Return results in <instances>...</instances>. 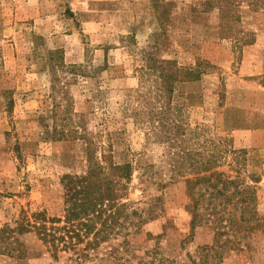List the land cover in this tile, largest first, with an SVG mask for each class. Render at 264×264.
<instances>
[{"label": "rangeland", "instance_id": "374dc122", "mask_svg": "<svg viewBox=\"0 0 264 264\" xmlns=\"http://www.w3.org/2000/svg\"><path fill=\"white\" fill-rule=\"evenodd\" d=\"M260 1L0 0V226H14L21 210L63 219L61 175L86 166L83 141L49 139L45 125L51 119H40L53 108L49 96L52 77H57L58 88L64 87L60 80L70 82L64 97L76 112L86 114L87 128L108 132L114 160L131 163L123 201L139 208L154 206L152 218L133 237L134 258L143 257L157 242L176 264L197 260L196 246L211 242L214 230L198 227L192 240L181 244L190 233L191 219L184 182L179 177L162 184L169 178L166 146L148 137L132 116L139 108L137 93L154 90L159 83L149 67L162 59H174L179 66L208 62L199 79L178 84L172 94L185 127L181 142L196 148L201 145L195 142L226 144L217 170L231 178L239 174L250 184V176L258 177L257 209L263 217ZM61 60L80 66L84 75H64L59 69L54 74L52 66ZM140 67L148 74L140 76ZM123 233L121 228L115 239L101 244L96 258L84 262H73L72 250L54 259L34 233H27L21 236L26 255H0V264H113L106 255ZM221 255L220 264H264V229L246 230L240 248L227 246Z\"/></svg>", "mask_w": 264, "mask_h": 264}, {"label": "trees", "instance_id": "16d2710c", "mask_svg": "<svg viewBox=\"0 0 264 264\" xmlns=\"http://www.w3.org/2000/svg\"><path fill=\"white\" fill-rule=\"evenodd\" d=\"M260 2L264 4V1ZM153 64L149 67L152 68L149 74H153L159 83L154 90L137 93L139 108L132 112V116L145 129L148 137L166 146L165 163L169 178L164 183L161 181L162 184L165 186L179 177L184 182L190 200L186 209L191 219L190 233L181 240V244L184 246L192 240L198 227L211 226L214 230L211 242L196 246L197 260L193 258L191 263L220 264L222 250L227 246L239 249L246 230L264 229V216L257 209L255 183L258 177L250 176L254 183L250 184L239 174L231 178L223 170H217L227 149L224 143L195 142L201 145L196 148L190 146L192 143L181 142L185 127L180 107L172 102V94L178 84L199 79L205 68L203 64L208 62L197 61L194 65L179 66L174 59H162ZM52 67L54 74L59 69L64 75H84L80 66L66 65L63 60L54 62ZM138 70L142 77L148 74L141 67ZM56 81L59 79L52 77L49 97L53 108L49 115L45 114L40 119H51L50 125H45L49 139L83 141L86 166L79 173L61 175L63 219L49 217L44 211L28 215L21 210L14 226H0V255L24 257L27 251L21 236L34 233L54 259L59 252L72 250L70 259L84 262L96 258L101 244L115 239L123 228V238L106 255L113 264H176L173 258L163 255L157 242L144 251L143 257L135 259L132 255L133 237L142 232L147 217L152 218L154 206L139 208L133 207L131 201H123L128 196L131 163L114 160L108 132H104L103 128L89 130L86 114L76 112L64 97V89L70 82L60 80L64 87L58 88ZM155 200L162 199L156 197ZM150 236V232H146V237ZM223 236L227 238L221 240Z\"/></svg>", "mask_w": 264, "mask_h": 264}]
</instances>
